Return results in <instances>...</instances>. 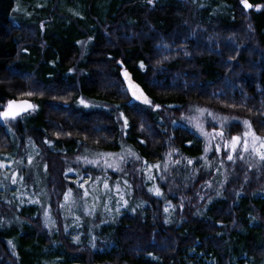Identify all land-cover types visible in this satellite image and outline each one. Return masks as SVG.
<instances>
[{"label": "trees", "instance_id": "trees-1", "mask_svg": "<svg viewBox=\"0 0 264 264\" xmlns=\"http://www.w3.org/2000/svg\"><path fill=\"white\" fill-rule=\"evenodd\" d=\"M63 1L71 12L60 0H0V110L9 101L36 105L14 135L0 121V155L22 136L33 140L47 190L83 150L117 153L124 145L142 164L164 163L172 151L199 166L205 143L186 121L193 108L225 117L229 139L245 120L264 138V0H247L249 11L242 0ZM19 4L33 16L16 18ZM129 81L151 105L133 97ZM205 127L218 124L206 118ZM243 157L230 163L221 197L203 206L185 200L189 189L174 196L170 221L168 198L132 183L143 205L79 241L62 218L66 185L50 196L54 238L34 207L16 230L3 228L8 214L0 210V264H264V164ZM127 171L142 177L137 164ZM206 176L181 185L197 194Z\"/></svg>", "mask_w": 264, "mask_h": 264}, {"label": "rangeland", "instance_id": "rangeland-1", "mask_svg": "<svg viewBox=\"0 0 264 264\" xmlns=\"http://www.w3.org/2000/svg\"><path fill=\"white\" fill-rule=\"evenodd\" d=\"M194 1L197 2L198 0ZM60 2V4L64 3L63 0H60ZM35 5L39 6L36 2ZM62 7L64 10L71 12V9L64 7V4ZM24 10L20 4L16 5L14 16L22 19L33 16L34 10ZM84 102L87 106L91 104L85 100ZM5 109H7V106ZM198 109L204 111H197ZM34 110L35 108L22 111L21 115L17 116L15 120H3L0 118V121L8 128L11 135H14L18 120L28 113L32 114ZM194 117H199L197 122L203 125L204 133L208 135L203 134L194 126L191 120ZM206 118L218 124V127L212 131L206 130ZM215 118L210 111L204 108H193L190 116L186 118L189 125L202 136L205 143L203 156L198 160L199 166H195L192 160L176 158L175 155L177 153L172 151L168 152L169 161L158 164L146 162L142 164L136 155H132L133 152L124 145L117 153L83 150L77 158L71 160L70 163L73 167L65 170L64 177L60 175V179L51 189L56 190L65 185L68 186L66 192L63 193L62 200H60V208L67 231L73 235L74 240L79 241L85 233L92 236L94 229L106 223L124 209H134L142 206L143 202L140 199L138 200L133 194L132 183L138 185V182H142L152 195L164 198V200L166 197L168 198L169 201H166L163 207L166 221L172 220L173 214L175 217V212L176 214L178 213L177 207L179 205L177 206L175 202V204L173 203V197L179 194L184 195L185 190L189 189L190 192L185 200L190 202L198 199L200 203H204L203 206L209 202L210 198L221 197L226 185L227 171L232 167L230 163L236 161L237 157L234 154L235 157L232 161L227 159L228 152L225 151V143L231 140L225 133V121L227 119L225 117L216 118V121ZM246 131H248V128L245 126L240 136H243ZM220 132L224 134L223 139L218 135ZM206 148L208 149L207 152H205ZM237 152H241L239 155L248 156L250 163L264 164V161H261L252 152H243L240 147H238ZM39 153L40 150L33 140L22 136L20 137V144L17 143L13 151L0 155V164L4 165V167H0V210L4 214L5 212L8 214L7 217L3 216V220H5L3 228L6 230L20 229V220L23 223L22 218H24L26 213L24 212L25 209L32 206L39 211V218L44 228L54 238L56 223L49 203L52 190L46 189V165L42 163ZM170 154L174 155V157ZM57 160L59 161V166H61L64 157H59ZM88 161L97 163H88ZM189 161H192V163H189ZM108 164H114L117 167L115 169L110 168ZM134 164H137V169L140 171L142 179L137 176V173L127 171L128 166L133 168ZM156 165L159 167H152ZM210 170H212V175L209 173ZM173 172L174 177H171L170 174ZM202 172L207 176L200 185L202 187L201 191L198 188L197 194L196 191L193 192V189L190 190L191 186L189 184H185L186 187L181 185L186 179H190L188 181L192 182L199 178ZM13 178H15V183H13ZM80 183L84 184V188L78 187ZM104 183L108 184V189L104 188ZM170 184H174V191L171 190ZM262 185L259 193L264 194V182ZM69 189L72 190V197L66 202L64 197ZM85 189L89 192L86 198L83 195ZM156 189H159L161 195L155 194ZM187 206L190 207V205ZM165 208H168L167 212H165ZM10 238L9 242H11L12 246V243H15L14 237L12 238V231ZM13 247H16V245Z\"/></svg>", "mask_w": 264, "mask_h": 264}, {"label": "snow or ice", "instance_id": "snow-or-ice-1", "mask_svg": "<svg viewBox=\"0 0 264 264\" xmlns=\"http://www.w3.org/2000/svg\"><path fill=\"white\" fill-rule=\"evenodd\" d=\"M151 2L152 0H149V3ZM242 3H244L245 8L252 7L250 4L247 3V0H242ZM257 10H259V8H257ZM141 67H143V64H141ZM124 75L127 78L128 76L127 72H125ZM129 89L130 91H132V95L135 99L142 100L143 103L151 105L152 102L147 98V96L144 95V93L138 88V86L132 84L131 81H129ZM27 95L31 96L33 95V93L29 92L27 93ZM80 103L84 104L85 102L83 99H81ZM35 107L36 105L30 104L28 102L17 103L16 101H9L7 105V109L0 110V118H2L3 120H15L17 116L21 115L22 111H28L29 109H33ZM154 107H158V106H154ZM197 111L203 112L204 110L198 109ZM120 115L121 117H123V113H121ZM191 120L194 123V126L198 130H200L203 134L208 135L207 133H204L203 125L197 122L199 120V117L191 118ZM124 123L125 125L127 124L126 119L124 120ZM243 123L248 128V131L244 132L243 136L240 135L232 136L231 140L225 143V151L228 152L227 159L229 161H232L234 159V154H235L239 159L243 160L244 157L242 155H239V153L237 152L238 147H240L243 152H252L256 156H258V158L261 161H264V138L257 136L256 133L251 130V124L249 121L245 120ZM218 135L221 137V139H223L224 136L223 132L218 133ZM207 151L208 149L206 148L205 152ZM217 151H219V149H217ZM101 155H105V154H101ZM132 155L135 154L132 153ZM88 163H97V162L88 161ZM189 163H192V161H189ZM0 167H4V165L0 164ZM108 167L115 169L117 165L108 164ZM152 167L158 168L159 166L156 165ZM69 171H71V169H69ZM149 178L151 179V177ZM13 183H15V178H13ZM78 187L84 188V184L80 183ZM108 187H109L108 184L104 183V188L108 189ZM117 191H119V189H117ZM150 191H152V189H150ZM155 194L158 196L161 195L159 189L155 190ZM83 195L85 198L89 195L87 189L84 190ZM71 197H72V190L69 189L64 199L67 202L71 199ZM121 199H123V197H121ZM167 211L168 208H165V212Z\"/></svg>", "mask_w": 264, "mask_h": 264}, {"label": "water", "instance_id": "water-1", "mask_svg": "<svg viewBox=\"0 0 264 264\" xmlns=\"http://www.w3.org/2000/svg\"><path fill=\"white\" fill-rule=\"evenodd\" d=\"M247 3L250 4L248 1H247ZM250 5H251V4H250ZM242 6L244 7V9H245L246 11H249V10L252 9V7L245 8L244 3H242ZM251 6H252V5H251ZM257 8H258V7L254 8V10H256ZM125 72H127V71L124 70V71L122 72L123 77H125V75H124Z\"/></svg>", "mask_w": 264, "mask_h": 264}, {"label": "bare ground", "instance_id": "bare-ground-1", "mask_svg": "<svg viewBox=\"0 0 264 264\" xmlns=\"http://www.w3.org/2000/svg\"><path fill=\"white\" fill-rule=\"evenodd\" d=\"M15 130H16V127H15ZM14 246V244L12 243V247Z\"/></svg>", "mask_w": 264, "mask_h": 264}]
</instances>
